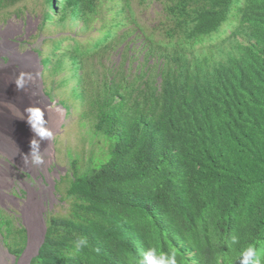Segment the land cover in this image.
<instances>
[{
  "label": "trees",
  "instance_id": "16d2710c",
  "mask_svg": "<svg viewBox=\"0 0 264 264\" xmlns=\"http://www.w3.org/2000/svg\"><path fill=\"white\" fill-rule=\"evenodd\" d=\"M134 1L43 0L39 32L64 31L47 55L70 67L108 148L99 169L75 164L69 212L46 219L29 264H240L249 246L264 264V0H162L150 32ZM114 53L98 83L93 64ZM21 230L4 239L15 257Z\"/></svg>",
  "mask_w": 264,
  "mask_h": 264
},
{
  "label": "rangeland",
  "instance_id": "374dc122",
  "mask_svg": "<svg viewBox=\"0 0 264 264\" xmlns=\"http://www.w3.org/2000/svg\"><path fill=\"white\" fill-rule=\"evenodd\" d=\"M162 7V0H136L133 2L136 20L147 32L160 26L158 20L161 17ZM43 9V0H21L14 5L0 9V33L5 35L6 41H9L19 54L29 52L33 55L36 64L35 87L39 102H45L47 106L56 107L64 112L63 119L50 137L53 154H51L48 165L31 170L0 154V158L8 162L13 170V175L8 173L5 179L6 184L1 188L2 192L0 193V264H28L41 244L46 219L51 215L66 216L69 212L71 199L67 198L66 189L74 174L75 164L79 173L89 171L94 164H96L95 169H99L101 163L104 162H100L101 150L106 151L108 148L103 140L107 138L103 134L96 133L93 128L94 120L89 116L83 117L82 115L86 107L85 103L79 99L78 94L73 91L75 81L71 77L70 67L59 71L57 61L59 57L47 55L54 52L52 49L54 43L50 37L58 38L64 31L60 27L49 25L43 33L39 32ZM102 11L107 18H111L113 15L106 9ZM93 24L97 28L99 27V21ZM78 36L80 42L86 44L93 38H97L99 32L91 28L80 32ZM71 43L72 41L65 40L63 45ZM135 44L139 45L137 42ZM39 50H41V55H47L44 58H50V62L43 66ZM12 53L13 51L9 50L7 54L0 55V64L9 65ZM55 53H59V51H55ZM110 58L114 63H109L110 61L107 60L109 58H106L101 61L102 65L96 59L97 62L92 67L97 70L94 76L96 81H99V77L103 74V64L112 67L120 60L116 53ZM87 63L85 69L89 70L91 63L88 60ZM100 66L102 68L98 70ZM13 67L19 68L18 65ZM125 69H127L126 65ZM64 79L65 82H63ZM29 111L28 114L33 120L48 122V115L38 104L32 105ZM14 127L17 131L22 125ZM24 128L26 125L22 127V129ZM38 157H40L39 154ZM91 157L93 158L92 162L89 160ZM9 181H11L10 184ZM32 189L36 192H44L45 196L43 194L39 195L40 197L30 196ZM22 227L26 229L28 248L25 254L15 257V253L9 252L8 249L11 248L9 244H5L4 239L6 240L5 236L8 231L19 236L20 232L22 233ZM8 241L10 240L7 238ZM30 249L31 253L28 257L27 253Z\"/></svg>",
  "mask_w": 264,
  "mask_h": 264
},
{
  "label": "bare ground",
  "instance_id": "6f19581e",
  "mask_svg": "<svg viewBox=\"0 0 264 264\" xmlns=\"http://www.w3.org/2000/svg\"><path fill=\"white\" fill-rule=\"evenodd\" d=\"M4 36L0 33V37H3L0 38V55L7 54L9 50L13 53L10 55L9 65L0 64V154L20 166L31 170L37 169L50 163L53 154L50 137L63 119L64 112L56 107L47 106L45 102H39L35 87L36 64L33 55L29 52L19 54ZM14 65H18L19 68L15 69ZM35 104L48 115V122L47 119L46 122L33 120L29 116V109ZM35 116L33 117L36 118ZM15 125L22 127L26 125V128L19 127V130L15 131ZM38 154L39 163L36 162ZM8 173L13 175L12 167L0 158V193L6 184ZM41 194L45 196L44 192L32 189L30 196L40 197ZM30 253L31 249L27 253L28 257Z\"/></svg>",
  "mask_w": 264,
  "mask_h": 264
},
{
  "label": "clouds",
  "instance_id": "9594fccd",
  "mask_svg": "<svg viewBox=\"0 0 264 264\" xmlns=\"http://www.w3.org/2000/svg\"><path fill=\"white\" fill-rule=\"evenodd\" d=\"M36 162L39 163V157L36 158ZM236 242H238L237 238L233 237V243ZM74 243L77 250H79L87 245V240L84 237H78ZM240 264H261V261L257 255V250L254 246H249L242 250L240 255Z\"/></svg>",
  "mask_w": 264,
  "mask_h": 264
},
{
  "label": "water",
  "instance_id": "95a60500",
  "mask_svg": "<svg viewBox=\"0 0 264 264\" xmlns=\"http://www.w3.org/2000/svg\"><path fill=\"white\" fill-rule=\"evenodd\" d=\"M45 232H46V227L44 228V235H45ZM44 235H43V237H42V239H41V244H42V242L44 241ZM41 244L39 245V247L37 248V251H36V254L38 253V250H39V248H40V246H41ZM27 248H28V243L26 244V247H25V249L23 250V252H22V254H25V252L27 251ZM21 254V255H22ZM35 254V255H36ZM34 255V256H35ZM31 259V258H30ZM30 263V260L28 261V264Z\"/></svg>",
  "mask_w": 264,
  "mask_h": 264
}]
</instances>
